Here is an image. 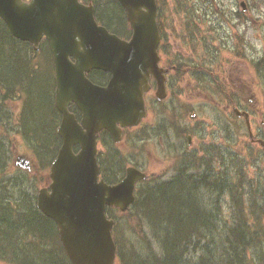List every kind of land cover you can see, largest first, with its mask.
Wrapping results in <instances>:
<instances>
[{"label": "trees", "instance_id": "obj_1", "mask_svg": "<svg viewBox=\"0 0 264 264\" xmlns=\"http://www.w3.org/2000/svg\"><path fill=\"white\" fill-rule=\"evenodd\" d=\"M103 1L111 10L100 9ZM103 1L100 5L93 0L95 17L110 31L127 37L130 30L124 9L117 0ZM187 38H191V33ZM43 49L49 57L47 71H43L41 63L35 64L34 59ZM255 66L264 68V61L260 60ZM87 75L99 83L107 78V74L99 70ZM36 81L38 89L44 88L41 93L47 95L46 99L43 97L44 106L25 111L29 88H35ZM54 88V68L47 42L43 39L35 52L29 42L13 37L0 19V104L16 97L24 101L23 113L28 112L25 117L29 119L25 120L24 115L20 117L16 131L31 143L34 164L42 170L49 167L60 146L55 130L58 118L54 115L57 112ZM5 116L0 107V123ZM33 117L35 121L32 122ZM103 140L107 149L98 157L101 175L113 183L123 175L127 158ZM213 162L220 164L219 151L186 158L171 178L160 182L153 177L151 181L149 177L144 180L134 202L124 212L107 208L108 216L115 221L113 237L119 264H264V188L261 181L249 176L236 159L230 160L227 174H223V170L215 171L217 167ZM224 198L228 200L227 219L221 215ZM22 203L23 210L28 206L30 211H35V216L27 217L24 211L20 213L16 205L3 201L0 195V261L72 264L59 240L55 222L43 215L31 198H24ZM120 216L126 217L125 229L120 226L124 223L119 224ZM37 247H41L42 252L33 257L31 253ZM57 257L62 259H55Z\"/></svg>", "mask_w": 264, "mask_h": 264}, {"label": "water", "instance_id": "obj_2", "mask_svg": "<svg viewBox=\"0 0 264 264\" xmlns=\"http://www.w3.org/2000/svg\"><path fill=\"white\" fill-rule=\"evenodd\" d=\"M117 1L131 29L128 39L99 24L92 3L0 0V18L11 34L29 41L34 49L44 36L52 53L55 106L62 115L57 133L62 144L49 167L48 187L38 190L37 207L57 225L72 264L115 263L114 220L107 217L105 208L126 210L134 201L136 182L147 176L128 166L116 183L99 179L97 133L105 129L118 142L123 128L140 123L146 115L144 93L150 87L151 76L157 82V97L165 96L167 69L158 65L156 1ZM241 5L244 7V2ZM93 69L110 74L105 85L88 78L87 73ZM70 103L81 111L80 122L69 111ZM233 111L244 117L250 130L248 112L236 107ZM260 144L264 149V139ZM75 145L79 146L77 152L73 150ZM13 165L31 171L30 160L23 154L15 156Z\"/></svg>", "mask_w": 264, "mask_h": 264}, {"label": "rangeland", "instance_id": "obj_3", "mask_svg": "<svg viewBox=\"0 0 264 264\" xmlns=\"http://www.w3.org/2000/svg\"><path fill=\"white\" fill-rule=\"evenodd\" d=\"M95 1L101 5L103 0ZM181 1H183L182 6L180 5ZM241 1L246 3L244 4L245 10L240 5ZM157 2L162 7L160 8L166 17V22L169 23L166 26L165 22L163 27L164 40L168 45L180 41L183 44L201 46L205 44L201 40V37H204L207 45L223 47L219 59L212 66L218 65L220 59L223 65L238 64L242 83L251 88V94H254V98L249 103L242 100V109L248 108L250 130L254 134V138H263L264 80L255 76L253 67L260 60L264 61V0H157ZM107 8L111 10V6L103 1L100 9ZM175 13L176 15L173 17ZM237 14L241 20L237 18ZM177 22L184 24L187 22L190 27L183 25L179 27ZM192 23L198 31L196 30L194 33L195 41L191 42L187 36L190 34L188 31L191 30ZM171 33L173 34L171 35ZM232 50H237L242 59H235ZM34 59L36 60L35 64L41 63L43 71L49 69V57L46 50L43 49V53L36 54ZM227 79H230V75L227 76ZM208 87L204 86V83L198 82L193 86L190 85L189 91L184 84L178 85V87L172 86L171 90L167 91L164 102L157 105L150 104L151 114L149 113L138 127L127 131L122 142L115 145L116 149L125 154L126 165L135 164L150 175L149 181L153 177L155 180L158 179L157 182H160L171 178L188 154L196 153L197 157H200L205 150L214 147L220 152L222 162L220 164L213 162L217 167L215 171L222 172L223 170V174H227L231 168L230 160L236 159L242 163L241 165L247 170L249 176L261 181V186L264 188V152L261 146L258 142L251 141L243 118H237L230 107L225 111L223 109L225 102H222L221 106H217L219 99L224 98L215 91L216 87H218V91H223L221 85L214 84L213 89L211 88L212 84ZM29 89L30 95L28 93L25 111L33 110V107L40 109L44 106L43 97L46 99L47 96L41 93L44 88L38 89L36 81L35 88ZM23 106H25L24 101L17 97L5 100L0 104L2 111L6 114L0 123V185H5L4 188L0 187V195L3 197V201L16 205L20 213L24 211L23 199L31 198L34 204L38 189L49 183L48 167L42 170L35 165L33 172L26 174L12 164L17 154H25L30 158L33 155L30 148L31 143H27L16 131L17 120L20 117L24 115L25 120L29 119L25 117L28 112L23 113ZM192 113L196 114L193 118L189 117ZM54 115L59 121L58 112ZM167 118L170 120L174 118L180 124L178 131L181 133H177L175 129H166L165 125L169 121ZM33 121H35L34 117ZM182 130L187 133L182 134ZM186 134L191 135L190 146L186 143ZM203 146L207 147L202 152ZM106 149L101 139L98 145L99 156ZM250 153H252L251 156ZM254 155H258V157H253ZM142 185L144 184H138L136 193ZM24 208L27 217L35 216V211H30L28 206ZM221 212L223 219L229 217L228 200L225 198ZM119 221V224H125L120 225L125 229L127 227L126 217L120 216ZM15 223L18 225L19 220ZM120 232L121 230L118 232L119 235H121ZM125 234H128V230ZM154 248H156L155 244ZM37 252H42V248L37 247L33 250L31 253L33 257ZM55 259L61 260L62 258ZM0 264L8 263L0 261ZM116 264H119L118 260Z\"/></svg>", "mask_w": 264, "mask_h": 264}, {"label": "flooded vegetation", "instance_id": "obj_4", "mask_svg": "<svg viewBox=\"0 0 264 264\" xmlns=\"http://www.w3.org/2000/svg\"><path fill=\"white\" fill-rule=\"evenodd\" d=\"M83 3H89V0H80ZM242 2V1H241ZM240 2V5H241ZM157 25L160 31L161 40L158 45V54H159V66L163 69H167V71L164 73L165 75V96L161 99H159L156 95L157 90V82L154 80V78L151 76L149 80V90L144 94V101H145V109L147 112V115L149 113L151 114V105H157L162 102L167 97V91L169 89L171 90L172 86L178 87V85L184 84L187 91L190 90L189 86H193L196 82L198 83H204V86H207L212 84V89L214 88V84L221 85L223 91L219 90L218 87L215 88L216 93L224 96V98L219 99V102H217V106H221L222 102H225V105L223 109L226 111L228 108H233L234 106L242 108L241 102L242 100H245L247 103L249 101H252L254 98V94H251V88L244 86L242 83V78L240 76V72H238V64L230 63L229 65L225 64L223 65V62L220 59V63L216 66H212L217 59L220 57V51L223 47L220 46H211L206 44V38L201 37V40L205 43L201 46L196 44H183L180 41L178 43H174L173 45H168L164 40V33H163V27L165 26L166 17L161 12V8L159 6V3L157 2ZM242 6V5H241ZM176 13L173 14V17H175ZM239 20L238 14L236 15ZM169 23L166 22V26ZM178 26H189L187 22L179 23L177 22ZM198 31V29L195 28V26L191 25V30L188 31L191 33V38L189 39L191 42L195 41L194 33L195 31ZM173 33H171L172 35ZM189 35V34H188ZM42 41V40H41ZM49 47V46H48ZM50 50V47H49ZM201 50V51H200ZM51 52V51H50ZM232 53H234L235 59H242L241 54L239 52L232 50ZM72 59V58H71ZM226 61V60H225ZM239 61V60H237ZM231 65V66H230ZM254 74L257 78H260L264 80V68L259 69V67L254 66L253 67ZM230 75V79H227V76ZM209 93V92H208ZM228 97L230 99V103H228ZM178 103V102H177ZM70 111L74 114L77 121H80L81 119V112L77 108V106L74 103L69 104ZM248 110V108H246ZM250 114V113H249ZM191 115V114H190ZM189 115V117H190ZM61 116V115H60ZM147 117H145L146 119ZM169 121L165 125L166 129L171 128L172 130L175 129L177 132L180 124L172 118L171 120L167 118ZM60 120V118H59ZM144 121V119H143ZM142 121V123H143ZM18 122V120H17ZM55 130L57 129V125L55 126ZM126 129H123V137L125 135ZM181 133V132H179ZM187 133L186 131L182 130V134ZM110 137L109 133L107 131L102 130L97 134V140L98 144L101 142V139L103 140L105 137ZM191 137L190 134H186V143L188 146L191 145ZM260 137L253 138V142H257ZM61 144V139H60ZM78 145L74 146V149H77ZM207 146L202 147V152L205 150ZM210 150H205V152L208 151H214L217 150L214 147H210ZM218 151V150H217ZM204 152V153H205ZM190 157H197L196 153L187 155V159L189 160ZM215 161H217V156L214 158Z\"/></svg>", "mask_w": 264, "mask_h": 264}, {"label": "bare ground", "instance_id": "obj_5", "mask_svg": "<svg viewBox=\"0 0 264 264\" xmlns=\"http://www.w3.org/2000/svg\"><path fill=\"white\" fill-rule=\"evenodd\" d=\"M161 125V124H160ZM162 126V125H161ZM178 133V132H177ZM176 134V133H175ZM177 135H181V134H177ZM160 136V135H159ZM211 174H213V173H211ZM215 176V175H214ZM217 176V175H216ZM228 176V175H227ZM226 176V177H227ZM218 177V176H217ZM225 177V176H224ZM215 180V179H214ZM167 196V195H166ZM168 197V196H167ZM199 205V204H198ZM6 208V207H5ZM13 211V210H12ZM27 211V210H26ZM204 211V210H203Z\"/></svg>", "mask_w": 264, "mask_h": 264}]
</instances>
